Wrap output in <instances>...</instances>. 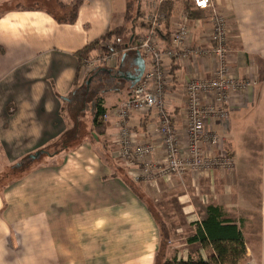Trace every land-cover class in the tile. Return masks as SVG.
I'll return each mask as SVG.
<instances>
[{
    "label": "crops",
    "instance_id": "1",
    "mask_svg": "<svg viewBox=\"0 0 264 264\" xmlns=\"http://www.w3.org/2000/svg\"><path fill=\"white\" fill-rule=\"evenodd\" d=\"M75 2L0 0V155L12 169L42 152L29 171L0 190V264L208 261L213 248L190 239L211 204L221 206L225 217L241 227L246 253L237 264H264V0H212L230 22L232 71L238 78L256 80V85L231 98L229 122L207 126L223 138L220 149L234 159L235 173L191 175L185 179L191 191L140 185L150 200L174 190L181 205L184 226L174 232L177 237L164 254L157 216L116 156L114 108L133 88L126 80V88L102 94L109 127L99 138L92 134L93 109L75 119L73 98L90 79H99L100 69H113L119 77L134 73L136 51L153 28L156 11L164 17L156 35L162 50L171 46V34L181 25L189 29L193 47H209L211 12L196 10L193 0H82L76 21L70 22ZM131 2L133 23L126 20ZM125 25L135 38L132 50L123 56L118 51L117 60L85 72V62L101 49L84 64L79 52ZM119 38L124 45L128 41ZM143 58L149 70L151 60ZM163 68L167 112L185 145L187 82L212 77L216 63L165 58ZM78 123L79 136L69 139ZM129 124L137 141L154 144L162 159L158 114L134 113Z\"/></svg>",
    "mask_w": 264,
    "mask_h": 264
},
{
    "label": "built area",
    "instance_id": "2",
    "mask_svg": "<svg viewBox=\"0 0 264 264\" xmlns=\"http://www.w3.org/2000/svg\"><path fill=\"white\" fill-rule=\"evenodd\" d=\"M196 10L209 11L212 30L209 47H193L190 31L179 26L170 38L171 46L162 50L157 42V31L164 18L159 11L151 17L153 28L139 44L145 58L151 60L150 69L145 70L141 81L132 89L130 97L114 108L119 129V149L116 156L123 160L132 180L158 184L184 177L185 174L205 175L211 171H231L235 161L220 146L223 138L207 128L212 121L226 124L230 120V101L235 94L244 93L256 85V80L238 78L229 61V43L232 38L229 19L220 14L212 0H193ZM153 8L158 10L153 5ZM124 46L121 38L115 37L103 43L96 58L85 62L84 71L90 72L98 66L108 65L118 59V50ZM128 50H132L129 48ZM190 60L201 58L216 63L213 76L197 77L186 85V144L183 145L173 118L167 112L165 92L168 85L163 60ZM158 114L157 135L163 147L162 159L157 158V148L152 143H139L129 119L134 113ZM103 119L107 121L108 115ZM134 170V171H133ZM133 171V172H132Z\"/></svg>",
    "mask_w": 264,
    "mask_h": 264
},
{
    "label": "trees",
    "instance_id": "3",
    "mask_svg": "<svg viewBox=\"0 0 264 264\" xmlns=\"http://www.w3.org/2000/svg\"><path fill=\"white\" fill-rule=\"evenodd\" d=\"M81 3L82 0H76L75 4L73 5V13L71 19L69 20L70 22L76 21ZM126 20L127 22L131 23L135 21V15H133L132 11V2L129 4V14L127 15ZM115 36L122 37L126 40L128 39L126 44L122 46V48L120 47L118 50L121 53V56L125 55L124 52L129 48L135 46V38H131L132 35H129V30L125 25L122 28L107 33L101 38V40L88 45L81 52H79V54L81 55V62L84 64L86 59H88V57L94 50H96L98 47H100V49L103 48V43L107 40L113 39ZM112 71L114 70L108 68L100 69L98 71L99 74H97L100 81L98 80V84L96 85V87L90 90V85L92 84L91 81L93 80L90 79L88 81L89 85L82 86L73 98L74 104L72 106V112L74 114L73 117L77 120L81 116V112L83 110L87 111L89 103L91 104L90 109H93L92 134L96 138L105 135L109 127L108 123L103 119L107 111V109L104 107V95H102L105 90H100L97 86H99V84H103L109 79L116 77L117 72L112 74ZM79 128L80 126L78 123L76 124L75 131L68 134L69 139H74L75 137L79 136V134L77 133ZM32 163L33 162L31 161L25 165H21L18 167L14 166V169L22 170ZM157 221L159 224L162 244L164 247V243H167V241L169 240V232L165 225L160 223L158 218ZM190 241L198 242L204 247L211 246L215 252L214 255H212L208 261L200 259L197 261L189 260L188 262H177L176 260H174L165 261L164 264H237L238 260H240L246 253V243L241 227L238 226L235 221L225 217V211L221 206L213 204L207 206L205 211V218L202 221L201 225L197 228L195 236L191 238Z\"/></svg>",
    "mask_w": 264,
    "mask_h": 264
},
{
    "label": "rangeland",
    "instance_id": "4",
    "mask_svg": "<svg viewBox=\"0 0 264 264\" xmlns=\"http://www.w3.org/2000/svg\"><path fill=\"white\" fill-rule=\"evenodd\" d=\"M94 80V79H93ZM91 81L92 84L90 85V90H92L93 88L96 87V85L98 84V82L96 81H100V79ZM127 81L124 77V75L122 77H119V74L116 75V77L109 79L107 81H105L103 84H99V86H97L100 90H105V91H109L113 88H118V89H124L127 86ZM130 85V84H129ZM89 90V91H90ZM90 103L88 105L87 110L90 111ZM74 115V114H73ZM4 160L2 158V156L0 155V190L7 184H9L10 182L15 181L22 173H25L26 171H29L34 164L28 165L27 167L23 168L22 170H15L14 168L10 169V167L4 166L3 165ZM237 166L235 165V168L231 171H220L222 173H235ZM128 176V179L130 181V183L132 184V186L138 191V193L142 196V197H146L147 192H148V188H154L157 191H159L163 186L170 187V188H174V189H181V190H188L191 191L192 190V186L189 185V183L186 184V178L191 177V175L193 174H185L184 177L181 178H174L170 181H159L158 184H150V183H146L144 181H134L132 180L127 168L126 170L123 169ZM196 176V175H195ZM174 183V181H176ZM172 183V184H171ZM167 184H171V185H167ZM140 185L142 186H146L147 189L142 190L140 188ZM167 188V189H170ZM176 193L173 192H166L165 195H162L161 197H157V198H152L151 200L149 199L150 197H146L145 199L147 200V202L149 203V205L151 206V208L153 209V211L155 212V214L157 215V218L159 219L160 223L165 225V227L167 228L168 232H169V240L167 241V243H164V247H163V254L165 253V249L166 247L169 248L171 246V240L173 238L176 239L177 235L174 233L176 232V230H178L181 225L184 226V218L182 217V209H181V205L178 201V197L176 195H174ZM172 238V239H171ZM162 256V254L160 255V257ZM161 260L159 261V264H161Z\"/></svg>",
    "mask_w": 264,
    "mask_h": 264
},
{
    "label": "water",
    "instance_id": "5",
    "mask_svg": "<svg viewBox=\"0 0 264 264\" xmlns=\"http://www.w3.org/2000/svg\"><path fill=\"white\" fill-rule=\"evenodd\" d=\"M136 53H137V59L135 61L134 74L131 73L127 74V80H130L132 82L131 85L132 88L141 81L146 70L145 59L143 58L141 51L137 50ZM41 154L42 152H37L36 154L31 155L29 157V160L35 161L40 158Z\"/></svg>",
    "mask_w": 264,
    "mask_h": 264
},
{
    "label": "flooded vegetation",
    "instance_id": "6",
    "mask_svg": "<svg viewBox=\"0 0 264 264\" xmlns=\"http://www.w3.org/2000/svg\"><path fill=\"white\" fill-rule=\"evenodd\" d=\"M128 74H130V73H128ZM131 74H134V73H131ZM123 76V75H122ZM124 77H125V79L127 80V74L125 73L124 74ZM128 81V83L130 84V85H132V82L130 81V80H127Z\"/></svg>",
    "mask_w": 264,
    "mask_h": 264
}]
</instances>
